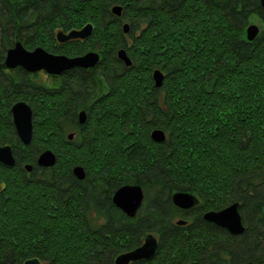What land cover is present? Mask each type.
Masks as SVG:
<instances>
[{
    "label": "trees",
    "instance_id": "1",
    "mask_svg": "<svg viewBox=\"0 0 264 264\" xmlns=\"http://www.w3.org/2000/svg\"><path fill=\"white\" fill-rule=\"evenodd\" d=\"M252 16L264 21L259 0H0L1 61L16 41L29 50L44 38L52 53L100 56L93 69L49 83L21 68L0 71V146L15 158L13 167L0 164V264H114L148 234L159 239L154 257L132 264H264V32L246 41ZM87 24L88 38L55 44L56 29ZM119 49L131 66L117 59ZM21 100L32 110L28 147L10 113ZM154 129L164 142L151 140ZM44 150L56 157L50 168L36 165ZM77 165L83 181L71 173ZM125 184L143 189L141 216L112 204ZM175 192L198 205L177 209ZM233 203L242 235L202 219Z\"/></svg>",
    "mask_w": 264,
    "mask_h": 264
},
{
    "label": "water",
    "instance_id": "2",
    "mask_svg": "<svg viewBox=\"0 0 264 264\" xmlns=\"http://www.w3.org/2000/svg\"><path fill=\"white\" fill-rule=\"evenodd\" d=\"M259 5L264 9V0H259ZM121 7L115 6L111 9L112 15L121 16ZM92 25L87 24L79 30H71L67 34L58 31L55 36L58 43H65L70 40H83L88 38L92 33ZM129 25H122V32L127 34ZM264 32V27L262 29ZM260 30L255 25H248L245 28L246 41L252 42L259 34ZM117 59L123 63L125 67L131 66V60L124 49L117 51ZM100 56L94 52H88L82 56L67 57L64 55H54L44 49L37 47L32 51L27 50L18 40L14 46L9 48L3 61L0 60V71H12L17 68L23 69L27 74L33 75L42 71L51 77H58L72 69L90 70L99 63ZM164 76L159 70L152 72V80L156 88H160L163 84ZM12 123L16 136L23 147H28L32 142V110L30 106L19 101L14 103L10 108ZM87 121V113L81 110L77 113V123L85 125ZM74 137V132L67 134L68 141ZM150 138L154 143H162L165 141V134L160 129H154L150 133ZM56 162V157L50 150L42 151L36 160V165L42 168H50ZM0 164L5 167H13L15 158L10 145L0 146ZM23 168L26 172H31L32 165L26 163ZM71 173L78 181L85 179L84 169L77 165L71 169ZM145 195L143 189L138 184H125L117 188L112 196L111 201L114 207L120 210L126 217L134 218L140 207L143 205ZM171 203L174 207L182 211H188L197 206L198 199L187 192H175L171 195ZM264 212V208H263ZM202 219L221 229H224L232 236L242 235L246 227L243 224L239 213V203H233L228 207L218 211H208L202 216ZM185 220L178 219L175 221L176 226H183ZM159 239L152 234L146 235L141 245L135 249L122 253L114 259V264H132L134 262L151 260L158 248ZM23 264H40L37 258L26 260Z\"/></svg>",
    "mask_w": 264,
    "mask_h": 264
},
{
    "label": "rangeland",
    "instance_id": "3",
    "mask_svg": "<svg viewBox=\"0 0 264 264\" xmlns=\"http://www.w3.org/2000/svg\"><path fill=\"white\" fill-rule=\"evenodd\" d=\"M11 1H20V0H11ZM248 25H255L256 27H258L259 28V30H262L263 29V27H264V21H262L259 17H257V16H252L251 18H250V20H249V23H248ZM243 37H245L246 38V33H245V30H244V32H243ZM43 42V44L41 45V44H36V43H42ZM33 43V42H32ZM36 43H33V45L34 44H36V46L34 47V48H32V49H29V51H32V50H34L35 48H37V47H40V48H42V49H44L45 51H47V52H49V53H51V54H54V55H61V54H56V53H52L51 51H49L48 50V48L49 49H51V45H52V43H51V41H49V38H44V39H41V40H39V41H37ZM57 44V43H56ZM28 50V49H27ZM85 51V50H84ZM80 52H83L82 50L80 51ZM88 52H94V53H97V54H99V52L97 51V50H93V51H86L85 53H83L82 55H84V54H86V53H88ZM82 55H80V56H82ZM75 57H77V56H75ZM13 71V70H12ZM7 72H9V71H7ZM30 77L32 78V79H34V80H36L37 82H39V83H49L50 82V78H53V77H51V76H48V75H46L44 72H41V73H38V74H33V75H30ZM55 78H59V77H55ZM22 101V100H21ZM17 102H19V101H17ZM23 102H25V101H23ZM16 103V102H15ZM26 103V102H25ZM28 104V103H27ZM31 108V107H30ZM69 132H73V130L72 129H69V130H67V134L69 133ZM22 145V144H21ZM21 149H22V147H21ZM39 151H41V150H39ZM24 155H25V152L23 151L22 152ZM26 164V163H25ZM24 164V165H25ZM28 164H31V163H28ZM145 199V198H144ZM143 204H144V201H143ZM138 216H141V214H138ZM176 220H177V218H176ZM176 220H174V223H175V221Z\"/></svg>",
    "mask_w": 264,
    "mask_h": 264
},
{
    "label": "flooded vegetation",
    "instance_id": "4",
    "mask_svg": "<svg viewBox=\"0 0 264 264\" xmlns=\"http://www.w3.org/2000/svg\"><path fill=\"white\" fill-rule=\"evenodd\" d=\"M72 30H79V29H72ZM56 31H62L63 33L67 34V33H68L69 31H71V30L65 32V31H63L61 28H58V29L55 30V32H56ZM54 38H55V40H56V36H55V34H54ZM56 43L58 44L57 41H56ZM56 43H55V44H56ZM41 72H42V71H40V72H38V73H41ZM38 73H37V74H38ZM138 214H141V207L139 208V210H138L136 216H138Z\"/></svg>",
    "mask_w": 264,
    "mask_h": 264
}]
</instances>
